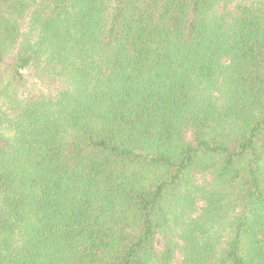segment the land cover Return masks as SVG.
<instances>
[{"label": "trees", "instance_id": "16d2710c", "mask_svg": "<svg viewBox=\"0 0 264 264\" xmlns=\"http://www.w3.org/2000/svg\"><path fill=\"white\" fill-rule=\"evenodd\" d=\"M0 264H264V0H0Z\"/></svg>", "mask_w": 264, "mask_h": 264}]
</instances>
